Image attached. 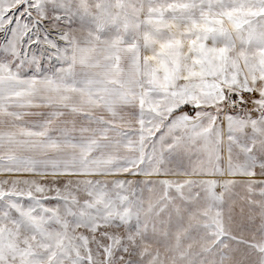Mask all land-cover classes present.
Returning a JSON list of instances; mask_svg holds the SVG:
<instances>
[{
	"label": "snow or ice",
	"instance_id": "snow-or-ice-1",
	"mask_svg": "<svg viewBox=\"0 0 264 264\" xmlns=\"http://www.w3.org/2000/svg\"><path fill=\"white\" fill-rule=\"evenodd\" d=\"M0 264H264V0H0Z\"/></svg>",
	"mask_w": 264,
	"mask_h": 264
}]
</instances>
